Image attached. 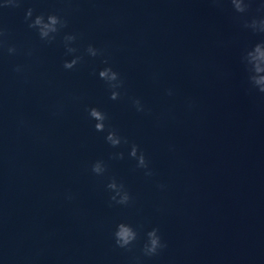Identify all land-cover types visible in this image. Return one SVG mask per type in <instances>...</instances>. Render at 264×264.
Listing matches in <instances>:
<instances>
[{"label":"water","instance_id":"95a60500","mask_svg":"<svg viewBox=\"0 0 264 264\" xmlns=\"http://www.w3.org/2000/svg\"><path fill=\"white\" fill-rule=\"evenodd\" d=\"M0 264H264V0H0Z\"/></svg>","mask_w":264,"mask_h":264}]
</instances>
